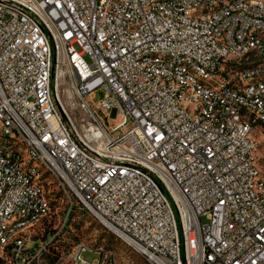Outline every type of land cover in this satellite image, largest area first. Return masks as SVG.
<instances>
[{"label": "built area", "instance_id": "2783aa9c", "mask_svg": "<svg viewBox=\"0 0 264 264\" xmlns=\"http://www.w3.org/2000/svg\"><path fill=\"white\" fill-rule=\"evenodd\" d=\"M0 264H264V0H0Z\"/></svg>", "mask_w": 264, "mask_h": 264}, {"label": "rangeland", "instance_id": "374dc122", "mask_svg": "<svg viewBox=\"0 0 264 264\" xmlns=\"http://www.w3.org/2000/svg\"><path fill=\"white\" fill-rule=\"evenodd\" d=\"M86 61L88 63L91 62L90 57L86 56L85 57ZM104 93H101L100 91L96 92V101H99L103 97ZM79 110H72V114L76 115L78 114ZM122 121L120 117H118L114 123L119 124ZM132 120H129L128 125H132ZM53 188H55V184H52ZM55 194L57 197L61 195V191L55 189L54 190ZM61 201V200H60ZM62 202V201H61ZM59 203L57 204L61 206L62 208L65 206L64 203ZM74 219L75 221L72 223L73 224V231L69 235V239L71 241H78V240H86L90 242H95L97 244H105L108 246V248H114V249H126L127 247L120 241L118 240L112 233H110L106 228H104L97 220H95L92 216H90L87 212H81V211H76L74 214ZM99 254L97 253H91V252H86L83 254L84 259L88 261H92L94 259L99 258ZM134 258L136 260L138 259V256L134 254Z\"/></svg>", "mask_w": 264, "mask_h": 264}]
</instances>
